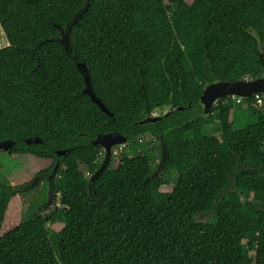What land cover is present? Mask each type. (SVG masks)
I'll return each instance as SVG.
<instances>
[{
	"label": "trees",
	"instance_id": "trees-1",
	"mask_svg": "<svg viewBox=\"0 0 264 264\" xmlns=\"http://www.w3.org/2000/svg\"><path fill=\"white\" fill-rule=\"evenodd\" d=\"M86 1L0 0V141L46 164L42 178L68 150L50 211L43 196L4 234L30 188L0 181V264H264V102L219 99L207 116L200 103L207 84L264 76V0H90L67 52L59 26ZM79 60L113 117L84 94ZM112 132L129 150L91 181L104 156L93 140Z\"/></svg>",
	"mask_w": 264,
	"mask_h": 264
},
{
	"label": "water",
	"instance_id": "water-1",
	"mask_svg": "<svg viewBox=\"0 0 264 264\" xmlns=\"http://www.w3.org/2000/svg\"><path fill=\"white\" fill-rule=\"evenodd\" d=\"M89 3L90 0H87L84 7L75 14V16L71 19V21L68 23V25L65 28L59 26V30L61 32V37L59 40L64 45L67 52H71V47L69 43L70 29L78 21V19L82 16V14L85 13V11H87L89 7ZM260 58L263 62V71H264V53L260 54ZM77 67L82 73L86 83L85 89L83 91L84 94L88 95L91 98V100L94 103H96L103 112H105L110 117H113V113L107 108V106L102 102L100 98L97 97V95L93 91L90 74L86 64L82 60H79V62L77 63ZM258 93H264V76L257 79L244 78L234 81H219L216 83L207 84L204 88V94L201 97V102H200L203 107L202 115L203 116L210 115L213 110V107L215 106L216 102L219 99H226L229 97H236V96L242 98H249L252 95ZM187 108H189V105L184 104L183 109H187ZM172 112H173L172 110H169L168 112L162 115L150 114L145 119L138 121L136 124L142 125L147 123H156L163 118H167ZM163 138L164 137L162 135L160 138V148H161L160 161L156 171L153 173L152 176L155 179H158L160 177V174L164 172L166 167V161L169 156L168 147L167 144L164 142ZM25 143L27 145L42 144L43 140L38 137H31L26 139ZM93 144L103 149L104 159L99 169H97V171L90 176L91 181H94L102 172H104L108 168L112 158L114 157L116 149L118 147L125 146L127 144V138L121 135L119 132L99 134L97 135L96 139L93 140ZM14 145L15 143L11 140L0 141V150L6 151L12 149ZM67 153H68L67 149L62 151L61 158L57 159L52 174L47 177L48 194H47L46 204L41 211V214L43 215L48 213L50 209L53 207L54 199L55 196L57 195L56 178L62 169L61 160L65 158ZM38 181L39 179L36 178L33 183L26 185V188H31Z\"/></svg>",
	"mask_w": 264,
	"mask_h": 264
},
{
	"label": "rangeland",
	"instance_id": "rangeland-1",
	"mask_svg": "<svg viewBox=\"0 0 264 264\" xmlns=\"http://www.w3.org/2000/svg\"><path fill=\"white\" fill-rule=\"evenodd\" d=\"M6 46H8V40L0 24V49ZM257 107L258 106H253L251 109L253 111H256ZM169 110L170 107H166L162 110L159 109L156 110L153 115H162L168 112ZM145 140L146 141H144V145L146 146V148L156 149V138L146 137ZM126 147L128 148V145H126L125 147L123 146L117 148L115 156L118 157L125 150L128 151L129 149H125ZM158 160L159 159H155L154 167H156ZM116 164H118V158L114 159L113 157L111 165L115 166ZM45 166L46 164H43L39 161H34L29 158H17L15 156L10 155L4 150H0V181L10 182V184L14 188L26 187V185L33 183L37 177L36 175L39 172L43 171L45 169ZM56 179L57 183H62L60 174L57 176ZM44 186H46V182H41L39 180L27 191L17 192V195L12 198L9 204V209L1 229V234H4L5 232L16 227L17 225L25 222L31 216V214H33L35 211H38L39 206L44 203L43 196L45 197L46 203L48 190L44 189ZM47 187L48 183L45 188ZM169 189V187L162 188L163 191H169ZM201 219L206 220V217L203 216ZM57 225L53 227L58 228Z\"/></svg>",
	"mask_w": 264,
	"mask_h": 264
},
{
	"label": "built area",
	"instance_id": "built-area-1",
	"mask_svg": "<svg viewBox=\"0 0 264 264\" xmlns=\"http://www.w3.org/2000/svg\"><path fill=\"white\" fill-rule=\"evenodd\" d=\"M255 97V102L253 103L252 106H259L264 102V93H258L253 95ZM237 103H242L244 101V98L242 97H233Z\"/></svg>",
	"mask_w": 264,
	"mask_h": 264
},
{
	"label": "flooded vegetation",
	"instance_id": "flooded-vegetation-1",
	"mask_svg": "<svg viewBox=\"0 0 264 264\" xmlns=\"http://www.w3.org/2000/svg\"><path fill=\"white\" fill-rule=\"evenodd\" d=\"M202 109H203V107H202ZM160 153H161V149H160ZM103 159H104V156H103ZM116 159V158H115ZM103 161V160H102ZM159 161H160V159L158 160V162H157V164H156V167H155V170H154V172L156 171V169H157V167H158V164H159ZM102 164V162L101 163H99V162H97L96 163V165H95V167H98V165H101ZM49 175H46L44 178H42V177H39V176H37L38 178H39V180L41 181V182H46V186H47V177H48ZM36 177V178H37ZM19 188H21V187H19ZM46 190H48V187L46 188ZM57 197H58V195H57ZM55 200V199H54ZM46 204V203H45ZM45 205H43V207H44ZM42 207V208H43Z\"/></svg>",
	"mask_w": 264,
	"mask_h": 264
},
{
	"label": "clouds",
	"instance_id": "clouds-1",
	"mask_svg": "<svg viewBox=\"0 0 264 264\" xmlns=\"http://www.w3.org/2000/svg\"><path fill=\"white\" fill-rule=\"evenodd\" d=\"M252 96H253V95H252ZM231 98H233V97H231ZM126 145H127V144H126ZM126 145H125V146H126ZM125 146H124V147H125ZM122 147H123V146H122ZM118 148H119V147H118ZM116 150H117V149H116ZM116 152H117V151H115V153H116ZM103 155H104V151H103ZM114 158H116L115 154H114Z\"/></svg>",
	"mask_w": 264,
	"mask_h": 264
}]
</instances>
